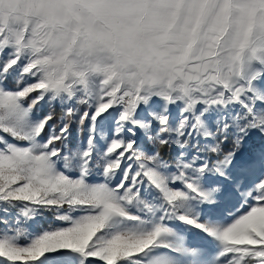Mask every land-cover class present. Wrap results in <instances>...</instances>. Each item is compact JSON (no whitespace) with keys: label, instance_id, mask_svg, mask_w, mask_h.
<instances>
[{"label":"snow or ice","instance_id":"1","mask_svg":"<svg viewBox=\"0 0 264 264\" xmlns=\"http://www.w3.org/2000/svg\"><path fill=\"white\" fill-rule=\"evenodd\" d=\"M0 264H264V0H0Z\"/></svg>","mask_w":264,"mask_h":264},{"label":"trees","instance_id":"2","mask_svg":"<svg viewBox=\"0 0 264 264\" xmlns=\"http://www.w3.org/2000/svg\"><path fill=\"white\" fill-rule=\"evenodd\" d=\"M56 111H57V113H58V112H59V109L57 108ZM165 151H167V150H165Z\"/></svg>","mask_w":264,"mask_h":264}]
</instances>
